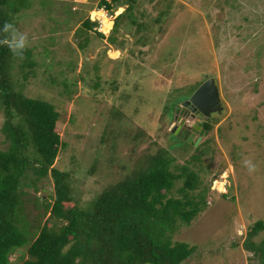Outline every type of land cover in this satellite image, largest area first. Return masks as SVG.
I'll use <instances>...</instances> for the list:
<instances>
[{
	"label": "rangeland",
	"instance_id": "rangeland-1",
	"mask_svg": "<svg viewBox=\"0 0 264 264\" xmlns=\"http://www.w3.org/2000/svg\"><path fill=\"white\" fill-rule=\"evenodd\" d=\"M99 1L25 0L14 17L35 63L24 68L22 59L14 60L16 88L61 112L67 145L55 166L73 172L86 205L132 160L137 142L131 136L143 128L148 134L138 154L156 142L152 150L167 148L176 164L198 159L191 167L200 174L196 193L205 202L173 235L197 246L183 264H252L243 243L264 219V0H135L137 23L131 13L123 16L114 44L107 38L113 29L103 32L105 39L94 31L79 35ZM210 78L224 111L200 143L186 142L174 135L180 124L174 106ZM4 122L0 108V129ZM3 139L0 134V148L7 149ZM95 162H102L96 172ZM263 239L264 231L255 237Z\"/></svg>",
	"mask_w": 264,
	"mask_h": 264
},
{
	"label": "trees",
	"instance_id": "trees-1",
	"mask_svg": "<svg viewBox=\"0 0 264 264\" xmlns=\"http://www.w3.org/2000/svg\"><path fill=\"white\" fill-rule=\"evenodd\" d=\"M134 1L97 3L112 11L128 5L114 20L113 34L107 37L111 44L121 18L131 13ZM24 3L0 0V29L5 22L15 26L14 17ZM130 19L137 23L132 13ZM98 27L99 23L89 17L81 23L79 35L94 31L105 39ZM32 58L27 48L22 67L33 68ZM15 59L8 47L0 44V108L5 115L0 134L2 142L9 143L7 149L0 148V264L186 262L197 246L174 241L173 235L181 224H190L199 215L205 202L204 194L196 193L200 174L191 167L197 156L176 164L167 148L152 150L159 145L156 142L138 154L136 148L148 134L139 129L131 136L137 142L129 152L132 160L121 163L117 177L96 198L81 205L73 172L55 166L67 145L59 132L61 112L53 103L17 90L12 75ZM95 86L99 87V82ZM212 127V123H206L209 132ZM109 162L116 160L110 157ZM101 164L95 162L92 171L100 170ZM179 181L183 185L177 188ZM49 187L54 194L45 199L43 192ZM263 231L264 219L255 222L243 243L252 254V264H264V239L255 241Z\"/></svg>",
	"mask_w": 264,
	"mask_h": 264
},
{
	"label": "water",
	"instance_id": "water-1",
	"mask_svg": "<svg viewBox=\"0 0 264 264\" xmlns=\"http://www.w3.org/2000/svg\"><path fill=\"white\" fill-rule=\"evenodd\" d=\"M190 106L194 110V117H199L203 121H209L212 117V114L218 113L221 114L224 111L223 100L221 96L220 87L216 82L215 78H210L205 81L190 97L189 100H186L181 105H178L176 108V115L179 114L182 107ZM181 125L186 123L185 120L180 121ZM203 124L199 122L197 125H192L193 133H189L187 136H182L181 132L179 135L185 140L193 143L195 134H200L197 143L203 139L204 136L209 134L208 131L202 129Z\"/></svg>",
	"mask_w": 264,
	"mask_h": 264
},
{
	"label": "clouds",
	"instance_id": "clouds-1",
	"mask_svg": "<svg viewBox=\"0 0 264 264\" xmlns=\"http://www.w3.org/2000/svg\"><path fill=\"white\" fill-rule=\"evenodd\" d=\"M113 26H114V23H113ZM112 29H113V27H112ZM98 30H99V27H98ZM0 37H2V38H0V44L6 45L14 58H18V59L24 58L25 52H26L27 48L29 47V38H28L26 33L20 32L14 26V24H12L10 22H5L2 29H0ZM246 164L249 165L250 170H251V168H254L253 165H250V162L246 161Z\"/></svg>",
	"mask_w": 264,
	"mask_h": 264
},
{
	"label": "flooded vegetation",
	"instance_id": "flooded-vegetation-1",
	"mask_svg": "<svg viewBox=\"0 0 264 264\" xmlns=\"http://www.w3.org/2000/svg\"><path fill=\"white\" fill-rule=\"evenodd\" d=\"M191 97V96H190ZM189 97V99H190ZM187 99V100H189ZM186 100L182 101L181 104L183 102H185ZM196 112H194L193 109L190 108V106L187 107H182V109H180V116L176 115L175 121L178 122V120L181 118L182 120H186V123L184 125L180 124H176L175 127L173 128L174 130V135H176L178 138H181L183 140H185L184 138H182L179 133L181 132V135L183 136H187L190 132L193 133L194 130H192V125H197L199 122H202L203 127L202 129H204L205 131H208L206 129V123H211V119L212 118H216L218 117V113H214L212 114V117L209 121H203L202 119H200L199 117H194ZM209 132V131H208ZM200 137V134H195L193 142L197 141L198 138ZM187 142V140H185Z\"/></svg>",
	"mask_w": 264,
	"mask_h": 264
},
{
	"label": "built area",
	"instance_id": "built-area-1",
	"mask_svg": "<svg viewBox=\"0 0 264 264\" xmlns=\"http://www.w3.org/2000/svg\"><path fill=\"white\" fill-rule=\"evenodd\" d=\"M121 10L115 9V10H110L108 9L105 5L102 7H97L92 11V16H90L91 20L93 22H98L99 23V31H102L104 33H108L111 31L113 27L114 20L116 17L121 13ZM109 20L111 22V27L109 28L108 31L103 29L104 26V20ZM106 33V34H107Z\"/></svg>",
	"mask_w": 264,
	"mask_h": 264
},
{
	"label": "bare ground",
	"instance_id": "bare-ground-1",
	"mask_svg": "<svg viewBox=\"0 0 264 264\" xmlns=\"http://www.w3.org/2000/svg\"><path fill=\"white\" fill-rule=\"evenodd\" d=\"M104 29L107 30L111 27V22H109V20H104Z\"/></svg>",
	"mask_w": 264,
	"mask_h": 264
}]
</instances>
